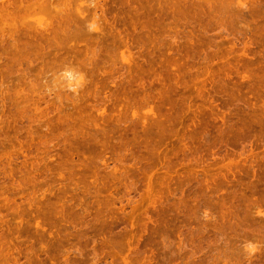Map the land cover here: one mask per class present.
<instances>
[{
    "label": "rangeland",
    "instance_id": "obj_1",
    "mask_svg": "<svg viewBox=\"0 0 264 264\" xmlns=\"http://www.w3.org/2000/svg\"><path fill=\"white\" fill-rule=\"evenodd\" d=\"M21 1L0 0V264H264V0H95L82 46L39 43L58 1L27 27Z\"/></svg>",
    "mask_w": 264,
    "mask_h": 264
},
{
    "label": "bare ground",
    "instance_id": "obj_2",
    "mask_svg": "<svg viewBox=\"0 0 264 264\" xmlns=\"http://www.w3.org/2000/svg\"><path fill=\"white\" fill-rule=\"evenodd\" d=\"M5 1H6V0H5ZM16 1H17V0H16ZM22 1H23V0H22ZM22 1H21V3H20V4H22V5H20L19 7L23 6V7L26 8L27 10H29L31 7H34L33 5H35V4H37V3H38V4H37L38 6H39L40 3H41V5H40L39 7H40V8L42 7V2H41L40 0H39L40 3H39V1H37V0H36L37 3H34V0L31 1V3L29 2V0H28V2H27V0H26V3H28L27 5H26V3H23ZM36 1H35V2H36ZM53 1H55V0H53ZM56 1H58L56 5H57V6H58V5H59V6H62L61 8H60L59 6L57 7V6L54 4V2H53V4H54L55 6H54V5H49L50 7H51V6H53V7H51V8H47V7H49L48 4H50V3H52V2L49 3L48 0H47V2H46V1L43 2V3H45V4L48 3L45 7H46L49 11H50V9H52V8H54V7H55V8L57 7V10H56L55 8H54V9L56 10V13H57V12L60 13V14H59V15H60L59 19H60V18H61V19H60V20L57 19V18H56V19H57V21L59 20V22L62 20L60 23H59V22L57 23V25L59 24V26L56 27V26H57V25L55 26L56 22L53 23V21L56 20L54 17H56L55 15H57V14L51 12L52 10H51L50 12H49V11L47 12V14H48L47 16H49V15L51 16V14H49V13H53V14H55V15H54V16L52 15L53 18L50 17V18H52L51 21H48V22H47V20H49V19H48V18L44 19L46 22H45V23L42 22V23H41V27H39V28H41V29H39V30L42 31V29L45 27L44 24H48V25L50 24V25H49L50 27L54 25L53 27H51V29H50V27L47 25L46 27H49V29H50V30H48V31H47L48 28H46V27L44 28V31H47V32H48V34H47V32L45 33V35L47 34V37H45V38H48V39H46V41L51 40L50 36H51V35H54V36H51V37H55V38H56L57 36H60V37L63 38L64 43H65V42H71V41H72V43L74 42V43H73V46H74L76 40L81 41L82 44H81V43H80V44H81V46H82V45H86V44H87V43H85V42L88 41L89 37H90L91 39L93 38V37H91V36L93 35L94 32H96L97 35H98L99 33H101V32L104 33L103 28H101V26H100L101 24H98L99 22H101V20H100V19H101V18H100L101 16H100V15H102V14H99V12H101V11H99V10L102 9V8H100V6L102 5L100 1H98V2L95 3V2H94L95 0H92V1L90 0V1L92 2V3H91V2H90V3L94 5L93 10L91 11V15H92V16H91V15L88 16V15H89L88 13H89L90 10L86 13L87 10L85 9V7L83 8V7L81 6V7H82V8H81V7H80L81 4H80V5L78 4L79 2H81V3H82L83 1L86 2V0H83V1H82V0H81V1L76 0V1H78V2H76V1L74 2V1H73L74 4H75V7H77V8H73V9H74L73 12H75V9H76V11H77V15L74 14V15H76L74 18H73L72 15H70V17H69V15H68V12L70 13L69 10H71V9H69V7L72 6V5H71V4H72V2H71L72 0H66V1H65L66 3H68V2L70 3V4H69V3L67 4L69 7H68L65 3H63V2H64L63 0H62L63 2H62V1L59 2V0H56ZM104 1H105V0H104ZM104 1H103V3L105 4ZM128 1H129V0H128ZM184 1H185V0H184ZM196 1H197V0H196ZM200 1H201V0H200ZM7 2H8V0H7ZM85 2H84V3H85ZM124 2H125V1H124ZM124 2H123V3H124ZM176 2H177V1H176ZM186 2H188V1H186ZM204 2H205V1H204ZM208 2H209V1H208ZM208 2H207V3H208ZM218 2H220V3L224 6V9H226L227 7H229V5L231 6V1L229 2V0H228V3H226L227 1L224 2V0H223V1L220 0V1H218ZM222 2L225 3V4H223ZM234 2H235V1H234ZM5 3H6V2H5ZM10 3H11V2H10ZM10 3L8 2V3H6V4L9 5ZM58 3H59V4H58ZM60 3H61L62 5H61ZM84 3H83V5H84ZM86 3H87V2H86ZM88 3H89V0H88ZM88 3H87V4H88ZM90 3H89V9H90V7L93 6V5L90 6V5H91ZM94 3H95V4H94ZM99 3H100L101 5H100ZM141 3H142V2H141ZM207 3H206V4H207ZM209 3L212 4L211 2H209ZM6 4H5V5H6ZM29 4L32 5V6H30ZM63 4H65V5L67 6V7H66V6L64 5L67 9L63 6ZM77 4H78V5H77ZM106 4H107V3H106ZM139 4H140V3H139ZM227 4H228V6H227ZM234 4H235V3H234ZM5 5H4V6H5ZM119 5H120V4H119ZM131 5H132V4H131ZM158 5H160V4H158ZM185 5H186V4H185ZM207 5H208V4H207ZM236 5H239V3L236 4ZM236 5H234V6H236ZM245 5H246V4H245ZM9 6H10V5H9ZM15 6H16V5H15ZM35 6H36V5H35ZM38 6H36L37 9H39ZM84 6H85V5H84ZM120 6H121V5H120ZM160 6H161V5H160ZM209 6H210V5H209ZM223 6H221L220 9L223 8ZM241 6H242V4H241ZM10 7H11V6H10ZM23 7H21V8H23ZM28 7H29V9H28ZM45 7H44V9H45ZM72 7H74V6H72ZM72 7H70V8H72ZM87 7H88V6L86 5V8H87ZM101 7H102V6H101ZM158 7H159V6H157L156 8H158ZM237 7H238V6H237ZM237 7H236V8H237ZM244 7H248V4H247V6H244ZM3 8H5V7H3ZM24 8H23L22 10H24ZM59 8H60V10H61L62 12L59 11ZM80 8L83 9V10H81ZM99 8H100V9H99ZM240 8H242V7H240ZM16 9H17V8H16ZM26 9H25L24 12H23V11H20V10L18 9L21 13L23 12V13L21 14L22 16L25 15V17H23V19H24V18L27 19V20H25V19L22 20V18H21L22 16H19V18H21V19H19L18 22H21V21H22L23 23H21V24H22L23 26L28 25V24H26L27 21H29V22H27V23H30L31 21L33 22V21H35V20H37V19H39V18L41 19V17H43V16H36V15H33L32 12L35 13V11H34L33 8H31L33 11H32L31 9H30V11H27V12H29V13H28V14H29V16H28L29 18H28V17H27L28 14H27V12H26ZM62 9H64V10H62ZM68 9H69V10H68ZM87 9H88V8H87ZM203 9H204V8H203ZM216 9H217V8H216ZM246 9H247V8H246ZM6 10L9 11L10 9H6ZM40 10H42V9H40ZM45 10H46V9H45ZM65 10H66L67 14H65V13L63 14V11L65 12ZM67 10H68V11H67ZM85 10H86V11H85ZM143 10H144V9H143ZM227 10H230V9L227 8ZM235 10H236V9H235ZM3 11L5 12V10H3ZM11 11H12V10H11ZM11 11H10V13H11ZM15 11H16V10H15ZM19 11H18V13H19ZM155 11H156V10H155ZM168 11H169V10H168ZM4 12H3V14H5ZM13 12H14V11H13ZM40 12L43 14L42 11H40ZM104 12H105V10H104ZM153 12H154V11H153ZM157 12H158V11H157ZM228 12H229V11H228ZM0 13H2V12H0ZM25 13H26L27 15H26ZM30 13H31V14H30ZM38 13H39V12L37 11V14H38ZM159 13H161V12H159ZM196 13H197V12H196ZM3 14H2V15H3ZM19 14H20V13H19ZM35 14H36V13H35ZM44 14H45V13H44ZM114 14H115V13H114ZM166 14H167V13H166ZM211 14H212V13H211ZM229 14H230V13H229ZM238 14H239V12H238ZM2 15H1V16H2ZM6 15H8V14H6ZM15 15H16V14H15ZM15 15H14V16H15ZM61 15H62L63 18L61 17ZM67 15H68V16H67ZM86 15H87V16H86ZM233 15H234V14H233ZM241 15H242V14H241ZM1 16H0V17H1ZM10 16H12V15H10ZM32 16L35 17V18H33ZM99 16H100V17H99ZM102 16L104 17V15H102ZM229 16H230V15H229ZM234 16H235V15H234ZM3 17H4V16H3ZM30 17H32L34 20H33L32 18H31V20H29ZM57 17H58V15H57ZM88 17H92V18H91V19H92V20H91L92 22H89L90 20L88 19ZM105 17H106V15H105ZM113 17H114V15H113ZM171 17H172V16H171ZM239 17H240V16H239ZM5 18H6V17L3 18L4 21H5ZM16 18H17V15L14 17V19H13V16L11 17V20H10V18H9V20H10V23H9V24H8V22H7V21H9V20L7 19L6 23H7V25L10 26V28L14 26V25L11 26V25H12L11 22L14 23V22L16 21V20H15ZM43 18H44V17H43ZM99 18H100V19H99ZM106 18H107V17H106ZM115 18H116V17H115ZM148 18H149V17H148ZM168 18H169V17H168ZM230 18H231V17H230ZM236 18H238V17H236ZM40 19H39V20H40ZM53 19H54V20H53ZM102 19H103V18H102ZM112 19H113V18H112ZM171 19H172V18H171ZM12 20H14V21H12ZM17 20H18V18H17ZM104 20H106V19H105V18L103 19V24L105 23ZM4 21H2L1 23L4 24ZM25 21H26V22H25ZM98 21H99V22H98ZM108 21H109V20H108ZM18 22H17V23H18ZM35 22H36V21H35ZM35 22H34V24H35ZM6 23H5V24H6ZM24 23H25V25H24ZM36 23H37V22H36ZM52 23H53V24H52ZM109 23H110V22H109ZM111 23H112V22H111ZM143 23H145V22H143ZM10 24H11V25H10ZM14 24H16V22H15ZM18 24H19V23H18ZM18 24H17V25H18ZM21 24H20V25H21ZM37 24H38V23H37ZM37 24H36V25H37ZM42 24H43L44 26H42ZM106 24H107V23H106ZM106 24H104V25H106ZM7 25H6V26H7ZM36 25H35V27H31L32 29H30L29 27H30V26H33V25L30 24V26H29L28 28H29V30H31V31L26 32V31L24 30L23 32L26 33V35H27V33L32 34V32H34V31H35L34 33H36L37 31L34 30V28H36V29L38 30L37 26L40 25V24H38L37 26H36ZM104 25H103V26H104ZM108 25H110V24H108ZM111 25H112V24H111ZM114 25H115V24H114ZM9 26H7V28H9ZM15 26H16V25H15ZM99 26H100V27H99ZM147 26H148V25H147ZM17 27H19V26H17ZM26 27H27V26H26ZM23 28H24V27H23ZM28 28H26V29H28ZM105 28H106V27H105ZM112 28H113V27H112ZM12 29H14V28H12ZM15 29H20V28H15ZM45 29H46V30H45ZM106 29H107V28H106ZM106 29H105V30H106ZM176 29H177V27H176ZM9 30H10V29H9ZM33 30H34V31H33ZM39 30H38V32H40ZM118 30H119V29H118ZM145 30H146V29H145ZM165 30H166V29H163V31H165ZM168 30H170V29H168ZM168 30H167V31H168ZM19 31H20V30H19ZM116 31H117V30H116ZM149 31H150V30H149ZM16 32H18V30H16ZM109 32H110V31H109ZM111 32H113V30H111ZM3 33H5V32H3ZM10 33H11V32H10ZM12 33H13V32H12ZM12 33H11V34H12ZM18 33H19V32H18ZM34 33H33L32 35H35V36H34L35 39H34V38H32V39L37 40V39H39V38L41 37L38 41H39V43H42V42H41V39H43V38H42V35H41V34H42V33L44 34V32L42 31V32H40V34L38 33V34L40 35V37H39L38 34H34ZM115 33H116V32H115ZM119 33H121V32H119ZM119 33H118V35H119ZM14 34H15V33H14ZM116 34H117V33H116ZM171 34H172V33H171ZM36 35H38V36H36ZM45 35H44V36H45ZM103 35H104V34H103ZM105 35L108 36L107 33H106ZM122 35H123V34H122ZM155 35H156V34H155ZM11 36H13V34H12ZM15 36H16V35H15ZM21 36H22V35H21ZM44 36H43V37H44ZM48 36H49V37H48ZM110 36H112V35H110ZM110 36H109V37H110ZM169 36H170V35H169ZM169 36H168V37H169ZM23 37H24V36H23ZM26 37H27V36H26ZM94 37H96V36H94ZM98 37H99V36H98ZM151 37H152V36H151ZM154 37H155V36H154ZM154 37H152V38H154ZM164 37H167V36H163V38H164ZM13 38H14V37H13ZM17 38H18V37H17ZM17 38H16V39H17ZM21 38H22V37H21ZM21 38H20V41H19L20 44H21V42H22L23 40H24V41L28 40V39H23V40H21ZM45 38H44V39H45ZM55 38H54V39H55ZM62 38H58V37H57L56 39L58 40V39H62ZM87 38H88V39H87ZM101 38H102V37H101ZM101 38H100V39H101ZM114 38H115V37H114ZM119 38H122V36L119 37ZM14 39H15V38H14ZM44 39H43V40H44ZM54 39H53V41H54ZM56 39H55V40H56ZM85 39H87V41H86ZM102 39H103V38H102ZM131 39H132V38H131ZM170 39H172V38H170ZM17 40H18V39H17ZM89 40H90V39H89ZM97 40H99V39H97ZM110 40H111V39H110ZM121 40H122V39H121ZM12 41H13V39H12ZM24 41H23L22 43L26 44ZM32 41H33V40H32ZM38 41H33V42H38ZM61 41H62V40H60V42H58V43L60 44ZM78 41H77V43H78ZM83 41H85V42H83ZM92 41H93V40H92ZM95 41H96V40H95ZM106 41H107V40H106ZM10 42H11V41H10ZM15 42L18 43V41H16V40L13 41V43H15ZM27 42H29V41H27ZM44 42H45V40L43 41V43H44ZM54 42H55V44H54L53 42H52V43H53L54 45H56L57 42H56V41H54ZM88 42H89V41H88ZM98 42H99V41H98ZM124 42H125V41H124ZM164 42H165V41H164ZM17 43H15V44L10 43V45L12 44L11 46H15ZM39 43H35V44H33V45H34V46H35V45L38 46V45H40ZM46 43H47V42H46ZM72 43H70L71 46H72ZM77 43H76V45H77ZM83 43H85V44H83ZM110 43H111V42H110ZM24 44H23V45H24ZM28 44H29V43H27V44L24 45V46L27 47ZM44 44H45V43H44ZM50 44H51V42L49 41V42L47 43V46H46V45L44 46L43 44H42V45H43V47H45V48L48 47V49H49ZM80 44L78 43V45H80ZM89 44H91V42H89L88 45H89ZM92 44H93V43H92ZM97 44H99V43H97ZM97 44H96V45H97ZM23 45H22V46H23ZM31 45H32V43H31ZM54 45H53V46H54ZM17 46H18V45H17ZM17 46H15V48H17V50L20 49L19 47H21V45L18 46V47H17ZM37 46H35V48L32 50V52L35 51V49L38 48V47L41 48V50H42L43 47H40V46L37 47ZM81 46H80V48L76 46L77 49H76V47H75V48H73L72 50H73V51L76 50V52H77L78 48L81 49ZM93 46H94V48H95V45H93ZM93 46H92V47H93ZM98 46H99V45H98ZM117 46H118V45H117ZM28 47H30V44H29ZM51 47H52V46H51ZM51 47H50V48H51ZM55 47H56V46H55ZM84 47H85L84 49L86 50V46H84ZM89 47H90V46H88V49H87L88 51H89ZM92 47H91V48H92ZM99 47H100V46H99ZM115 47H116V46H115ZM118 47H120V46H118ZM118 47L115 48V49H116L115 51H117ZM21 48H23V47H21ZM24 48H25V47H24ZM24 48H23V49H24ZM31 48H32V47H31ZM39 48H38V49H39ZM58 48L61 49L62 47H58ZM58 48H57V51H56V52H60V51L58 50ZM94 48H92V49H94ZM96 48H98V47H96ZM96 48H95V49H96ZM108 48H109V46H108ZM108 48H106V49L108 50ZM113 48H114V47H113ZM121 48H122V47H121ZM4 49H5V51H6V48H4ZM23 49H20V50H18V51L20 52V51L23 50ZM48 49H47V50H48ZM51 49H52V48H51ZM53 49H54V48H53ZM82 49H83V48H82ZM82 49H81V50H82ZM92 49H91V51H89V52H91V54H93L95 57L98 56V55H95V54L92 52V51H94L95 49H94V50H92ZM7 50H8V48H7ZM17 50L15 51V52L17 53V55H16V53H14L12 50H11V51H12L11 54L14 53L16 56L20 55V54H18L19 52H17ZM28 50H30V49L27 48V51H28ZM41 50H40L39 53H38V51H36V54L38 53L37 55L33 52V53H34V54L32 53L33 56H34V55H36V56L41 55V54H42V51H41ZM44 50H46V49H43V51H44ZM49 50H50V49H49ZM49 50H48V51H49ZM54 50H55V49H54ZM99 50H101V49H99ZM110 50H111V49H110ZM110 50H108V51H110ZM112 50H114V49H112ZM118 50H119V49H118ZM24 51L26 52V48L24 49ZM30 51H31V50H30ZM96 51H98V50H96ZM108 51H107V54H108V53H111V55L116 54V53L119 52V51H118V52L114 53L115 51H114V52H113V51L108 52ZM21 52H22V51H21ZM21 52H20V53H21ZM25 52H22V54H25ZM44 52H46V51H44ZM44 52H43V53H44ZM51 52H52V54H53V51L50 50L49 53H51ZM61 52H62V50H61ZM61 52H60L59 54H61ZM66 52H67V51H66ZM76 52L74 51V53H76ZM86 52H87V51H86ZM99 52H100V51H99ZM105 52H106V51H105ZM112 52H113V54H112ZM131 52H132V51H131ZM40 53H41V54H40ZM46 53H47V52H46ZM46 53H44V54H46ZM64 53H65V52H64ZM80 53H81V52L79 51V54H80ZM97 53H98V52H97ZM22 54H21V56H23ZM26 54L29 55V54H31V52H30V53H29V52H28V53L26 52ZM52 54H51V55H52ZM56 54H57V53L54 52L53 55H56ZM70 54H71V53H70ZM84 54H86V53L84 52ZM91 54H89V55H91ZM104 54H105V53H104ZM107 54H106V55H107ZM121 54H122V53H121ZM121 54H120V56H121L120 58L122 59V58L125 56V55H124L125 53L122 54V55H124V56H122ZM15 55H13V56H11V57H12V58L15 57L16 61H17V59L20 57L19 59H20V63H21V61H22V59L24 58V56H23L22 58H21V56H19L18 58H16ZM53 55H52V57H53ZM72 55H74V54H72ZM80 55H82V54H80ZM87 55H88V54H86L85 56H87ZM9 56H10V55H9ZM30 56H31V55H30ZM30 56H28V57H30ZM42 56H43V58H44V55H42ZM47 56H48V54H47ZM56 56H58V55H56ZM61 56H63V55H61ZM64 56H65V55H64ZM64 56L61 57V58H63V59H59L58 62H56V60H55V62H56L57 64H59V63H66V62H62V60H64V59L67 58L66 56H65L66 58H64ZM75 56H76V55H75ZM83 56H84V55H83ZM115 56H116V55H115ZM25 57H26V58H25L26 60H29V59H27V55H26ZM31 57H32V56H31ZM31 57H30V58H31ZM72 57H73V56H72ZM78 57H79V56H78ZM88 57H90V58L92 57V58H93L92 55H91V56H88ZM100 57H101V55H100ZM102 57H103V56H102ZM109 57H111L110 54H109ZM109 57L106 56V57H104V58H108V60H109V59H112V58H109ZM113 57H114V55H113ZM118 57H119V56H118ZM126 57L128 58L127 55L125 56V58H126ZM12 58H11V59H12ZM35 58H36V57H35ZM37 58H38V57H37ZM47 58H48V57H47ZM53 58L56 59L55 56H54ZM53 58L51 59V61L53 60ZM90 58H89V59H90ZM92 58H91V59H92ZM97 58H98V57H97ZM116 58H117V57H116ZM11 59H10V60H11ZM49 59H50V58H48V60H49ZM69 59H70V58H69ZM73 59H74V58H73ZM93 59H94V58H93ZM100 59H101V58H100ZM113 59H114V58H113ZM12 60H14V58H13ZM31 60H33V59H31ZM34 60H35V59H34ZM34 60H33V61H34ZM38 60H39V58H38ZM45 60H46V59H45ZM48 60H47V61H48ZM76 60H77V59H76ZM82 60H83V59H82ZM84 60H85V59H84ZM102 60H103V59H102ZM122 60H123V59H122ZM126 60H127V59H126ZM126 60H125V61H126ZM130 60H131V59H130ZM130 60H129V61H130ZM49 61H50V60H49ZM66 61H67V60H66ZM69 61H70V60H69ZM71 61H72V60H71ZM85 61H86V60H85ZM92 61H93V60H92ZM95 61H96V58H95ZM105 61H106V60H105ZM105 61H104V62H105ZM123 61H124V60H123ZM131 61H132V60H131ZM12 62H14V61H12ZM18 62H19V61H18ZM18 62H17V63H18ZM31 62H32V61H31ZM53 62H54V61H53ZM55 62H54V63H55ZM104 62H103V63H104ZM106 62H107V61H106ZM110 62H111V61H110ZM115 62H116V61H115ZM117 62L120 63V61H117ZM48 63H49V62H48ZM50 63H52V62H50ZM50 63H49V64H50ZM56 63H55L54 65H56ZM76 63H77V62H76ZM94 63H95V62H94ZM131 63H132V62H131ZM26 64H27V63H26ZM42 64H43V63H42ZM89 64H91V63H89ZM97 64H98V63H97ZM97 64H96V65H97ZM112 64H113V63H112ZM122 64H124V63H122ZM122 64H121V65H122ZM127 64H128V63H127ZM15 65H16V64H15ZM18 65H20V64H18ZM21 65H23V64H21ZM21 65H20V66H21ZM47 65H48V64H47ZM77 65H78V64H77ZM87 65H88V64H87ZM91 65H93V64H91ZM91 65L88 66V67H91ZM98 65H99V64H98ZM100 65H101V63H100ZM104 65H105V64H104ZM16 66H17V65H16ZM40 66L42 67V65H40ZM40 66H39V67H40ZM59 66H60V67H61V66L63 67L64 64H62V65H61V64L58 65V66L55 68V69H56V71H55V69L52 68V67H51V64H50L51 69L54 71V72H53V71H52V72L55 73V74L52 73L53 75H51L50 78H51L52 80H54V79H53V76L56 75V72H57V75H58L59 77H58V76H54V77H55V79H56L58 82L56 83L55 80L52 81V82L54 83V86H56L55 84H57V85H59V88H60V84H61V83H59V81H60V80L63 81L62 83H65L66 86H67V81H66L65 79H63V80L61 79V74L64 72L66 66H64V68L61 67L62 69H61ZM93 66H94V65H93ZM105 66H106V65H105ZM105 66H104V67H105ZM115 66H116V65H115ZM122 66H124V65H122ZM39 67H36V68H39ZM41 67H40V68H41ZM44 67H45V65H44ZM48 67H49V66H48ZM54 67H55V66H54ZM58 67H59V71H60V69L63 70V71H62V72L60 71V73H59V71H58V69H57ZM68 67H69V66H68ZM72 67H73V66H72ZM10 68H11V67H10ZM24 68H25V67H24ZM102 68H103V67H102ZM106 68H107V67H106ZM20 69H21V68H20ZM22 69H23V68H22ZM100 69H101V68H100ZM23 70H25V69H23ZM46 70H49V69H46ZM66 70H67V69H66ZM66 70H65V71H66ZM70 70H72V69H70ZM104 70H105V69H104ZM26 72H27V71H25V74H26ZM49 72H50V71H49ZM72 72L74 73V71H72ZM75 72H76V71H75ZM58 73H59L60 75H59ZM17 74H18V73H17ZM17 74H16V75H17ZM25 74H24V76H27V75H25ZM28 74H29V73H28ZM47 74H48V73H47ZM74 74L77 75L76 73H74ZM22 75H23V74H22ZM22 75H21V76H22ZM43 75H44V74H43ZM43 75H40V76H42V78H43ZM45 76H48V75L45 74L44 77H45ZM3 77H4V76H3ZM19 77H20V75H19ZM21 78H22V77H21ZM24 78H25V77H24ZM29 78H30V77H29ZM36 78H37V77H36ZM47 78L50 79L49 77H47ZM5 79H6V78H5ZM9 79H10V78H9ZM51 79H50V80H51ZM1 80H2V79H1ZM9 81H10V80H9ZM26 81H27V80H26ZM36 81H37V80H36ZM85 81H86V80H85ZM28 82H29V81H28ZM31 82H32V80H31ZM9 83H10V82H9ZM34 83H35V82H34ZM34 83L32 84V85H33V89L35 88ZM36 83H37V82H36ZM40 83H41V82H40ZM46 83H47V82H46ZM53 83H51V84H53ZM82 83H83V82H82ZM82 83H81V85H82ZM84 83H85V82H84ZM86 83H87V82H86ZM7 84H8V83H7ZM37 84H38V83H37ZM49 84H50V82H49ZM61 85L64 86V84H61ZM81 85H80V86H81ZM49 86H50V85H49ZM51 86H52V85H51ZM51 86H50V87H51ZM82 86H83V85H82ZM10 87H11V86H10ZM12 87H13V86H12ZM20 87H21V86H20ZM37 87H38V86H37ZM67 87H68V86H67ZM67 87H63V88L65 89V88H67ZM83 87H84V86H83ZM0 88H1V86H0ZM21 88H22V87H21ZM30 88H31V85H30ZM54 88H57V86L54 87ZM59 88H58V89H59ZM39 89H40V88H39ZM43 89H44V88H43ZM48 89H49V88H48ZM60 89H61V88H60ZM60 89H59V91H60ZM78 89H79V88H78ZM78 89L76 88L75 91L78 90ZM85 89H86V88H85ZM16 90H17V89H16ZM25 90H28V89H25ZM53 90H54V89H53ZM55 90H57V89H55ZM68 90H70V89H68ZM68 90H67V91H68ZM3 91H4V90H3ZM31 91H32V90H31ZM34 91H36V90H34ZM47 91H48V90H47ZM50 91H51V90H50ZM59 91H56L57 94L59 93ZM63 91H64V90H62V92H63ZM67 91H66V92H67ZM70 91L72 92V89H71ZM6 92H7V91H6ZM16 92H17V91H16ZM36 92H38V91H36ZM53 92H55V91H53ZM56 92H55V93H56ZM27 93H28V92H27ZM29 93H30V92H29ZM29 93H28V94H29ZM43 93H44V92H43ZM25 94H26V93H25ZM33 94H34V93H33ZM33 94H32V95H33ZM60 94H61V93H59V95H60ZM62 94H64V93H62ZM62 94H61V95H62ZM67 94H68V93H67ZM74 94H75V93H74ZM76 94H77V92H76ZM7 95H8V94H7ZM15 95H16V94H15ZM37 95H38V94H37ZM59 95H56V96H59ZM61 95H60V96H61ZM72 95H73V94H72ZM8 96H10V95H8ZM61 97H62V96H61ZM63 97H64V96H63ZM74 97H75V96H74ZM29 98H31V97H29ZM37 98H38V97H37ZM58 99H59V97H58ZM63 99H65V98H62V100H63ZM12 100H13V99H12ZM16 100H17V99H16ZM17 101H18V100H17ZM36 101H39V100L37 99ZM30 103H31V101H30ZM16 104H17V103H16ZM23 109H24V108H23ZM37 109H38V108H37ZM19 110H22V109H19ZM35 111H36V110H35ZM28 113H29V112H28ZM26 117H27V116H26ZM142 118H143V116H142ZM34 119H35V118H34ZM38 119H39V118H38ZM34 121H35V120H34ZM38 121H39V120H38ZM47 122H48V121H47ZM38 124H39V123H38ZM47 124H48V123H47ZM45 126L47 127V125H45ZM45 126H44V127H45ZM41 127H42V126H41ZM47 129H48V128H47ZM41 131H42V130H41ZM49 138H50V137H49ZM44 146H45V145H44ZM11 172H12V171H11ZM27 175H28V174H27ZM27 175H25V176L27 177ZM20 179H21V178H20ZM25 180H26V179H25ZM148 192H149V191H148ZM151 192H152V191H151ZM36 193H37V192H36ZM148 194L151 195V193H148ZM151 197H153V195H152ZM31 200H32V199H31ZM150 200H151V199H150ZM32 203H33V202H32ZM34 205H35V204H34ZM36 206H37V205H36ZM32 208H34V207H32ZM255 208H258V207H255ZM257 212H258L259 214H262V215H263V214H264V209L262 210V209H259V208H258V211H257ZM133 217H134V216H133ZM263 217H264V216H263ZM33 221H34V220H33ZM129 241H130V240H129ZM128 243H129V242H128ZM116 244H117V243H116ZM247 244H248V243H247ZM247 244H246V245H247ZM127 245H128V244H127ZM250 245H251V244H250ZM112 249H113V248H112ZM119 249H120V248H119ZM115 251H116V250H115ZM116 253H117V251H116ZM117 254H119V253H117ZM119 256H120V255H119ZM119 258H120V257H119ZM131 264H132V263H131Z\"/></svg>",
    "mask_w": 264,
    "mask_h": 264
},
{
    "label": "clouds",
    "instance_id": "obj_3",
    "mask_svg": "<svg viewBox=\"0 0 264 264\" xmlns=\"http://www.w3.org/2000/svg\"><path fill=\"white\" fill-rule=\"evenodd\" d=\"M61 78L67 81L68 88L73 91L82 83V76L75 75L71 70H66L61 74Z\"/></svg>",
    "mask_w": 264,
    "mask_h": 264
}]
</instances>
